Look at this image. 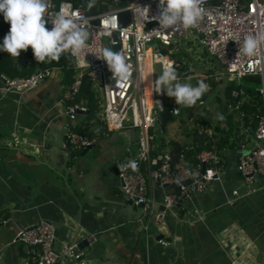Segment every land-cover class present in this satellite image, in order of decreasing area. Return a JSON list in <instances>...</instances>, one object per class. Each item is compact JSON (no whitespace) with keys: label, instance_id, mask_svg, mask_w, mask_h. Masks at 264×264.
Wrapping results in <instances>:
<instances>
[{"label":"crops","instance_id":"1","mask_svg":"<svg viewBox=\"0 0 264 264\" xmlns=\"http://www.w3.org/2000/svg\"><path fill=\"white\" fill-rule=\"evenodd\" d=\"M62 75L53 69L23 93L4 90L0 79V264L31 263L14 238L40 219L54 226L57 243L94 237L83 250L90 264H264V186L227 203L238 148L223 157L221 183L156 223L122 195L117 177L119 162L135 153L137 129L109 131L97 113L69 119ZM84 124L96 141L82 154L65 137ZM149 190L160 208L161 190L153 182Z\"/></svg>","mask_w":264,"mask_h":264},{"label":"built area","instance_id":"2","mask_svg":"<svg viewBox=\"0 0 264 264\" xmlns=\"http://www.w3.org/2000/svg\"><path fill=\"white\" fill-rule=\"evenodd\" d=\"M123 1L125 4H122ZM103 5L107 6V11L87 14L74 2L61 0L55 4L53 0H49L48 14H55L63 7L66 14L74 13L86 20L91 34L88 47L79 61L69 55L74 78L63 97L69 101L65 110L69 119L74 121L78 114H84L88 110L85 99L75 100L82 77L87 76L91 91L101 98L97 116L106 129L111 131L132 127L138 131L135 153L119 162L117 177L122 195L138 205L143 215H152L158 223L168 213L178 217L184 199L207 191L223 179L224 156L218 155L215 150L201 151L196 156L199 162L197 166H190L183 152L173 162L167 143L157 155H152L156 146L152 142L154 136L151 130L157 125L160 127V114L166 110V101L154 96V65L157 64L160 71L165 65L175 69L176 59L172 55L179 51H183L184 60L193 64L194 69L204 72V78L212 76L218 81L223 72L236 79L245 75L262 77L263 85L258 89L262 96V111L253 115L247 126L240 129L243 138L238 141L239 154L235 161V171L243 178V183L231 187L227 203L233 205L240 197L254 194L263 187L264 47L252 57L239 54V51L240 43H243L246 35H255L264 29V0H204V16L198 26L174 31H156L160 25L152 17L159 15V0H104ZM144 7L149 9V19L142 10ZM123 12L129 13L128 22L124 25L119 17ZM106 14H112L118 24V28L110 34H107L110 25ZM46 26L49 30L53 27L51 23ZM105 47L122 51L127 62L132 65V76L128 82L117 84L107 62L99 58L100 50ZM215 68L221 71L208 72ZM53 69L60 67L36 68L28 76L9 77L2 74L0 79L4 90L23 93L46 80ZM192 75L188 78L193 77ZM205 83L209 86L208 82ZM210 90L212 89L209 86ZM243 94V89L232 91L234 98ZM170 100V113L178 116L182 106L175 99ZM203 105L204 101L199 100L195 106ZM252 123L256 124L255 128H252ZM162 138L168 142L166 135ZM95 141L96 138L73 130L68 131L65 137V142L73 149L90 148ZM131 160L137 162L138 170L128 168L122 171L120 165ZM202 165L205 166L203 172ZM189 178L192 181L184 184ZM150 182L163 194L160 208L154 210ZM14 242L22 243L30 249V264H90L76 242L57 243L56 230L45 219L19 231ZM157 242L164 246L169 245L162 238L157 239Z\"/></svg>","mask_w":264,"mask_h":264},{"label":"clouds","instance_id":"3","mask_svg":"<svg viewBox=\"0 0 264 264\" xmlns=\"http://www.w3.org/2000/svg\"><path fill=\"white\" fill-rule=\"evenodd\" d=\"M203 3L204 0H159V15L152 17L160 25L156 31L168 29L174 31L181 28L187 30L197 27L204 16ZM96 4L97 0H87L88 11H91ZM48 9L49 0H0V13H3L5 22L11 25L3 45H0V50L9 53L12 57H19L22 50L27 51L31 47L39 63L58 61L62 54H69L79 61L88 47L91 35L87 21L74 13L66 14L63 7L55 14H48ZM142 10L149 19V9L144 7ZM106 15L110 25L107 34H110L112 30L118 28V24L112 14ZM48 23L53 25L51 30L46 26ZM262 47H264V29L255 35H246L243 43H240L239 54L252 57L257 55ZM100 53L99 58L107 62L117 84L131 79L132 65L127 62L122 51L105 47ZM152 84L155 92H166L169 97L175 98L178 105L184 107L195 106L209 90V86L203 80H199L195 86L191 82H179L177 72L168 65L163 67ZM215 119L223 121L225 117L217 113ZM120 168L122 171L128 168L137 171L138 164L131 160L127 164L120 165Z\"/></svg>","mask_w":264,"mask_h":264},{"label":"trees","instance_id":"4","mask_svg":"<svg viewBox=\"0 0 264 264\" xmlns=\"http://www.w3.org/2000/svg\"><path fill=\"white\" fill-rule=\"evenodd\" d=\"M57 4L61 0H53ZM80 6L87 14H96L102 10L103 1L97 0L96 6L88 11L87 0H68ZM11 25L5 22L4 16L0 14V45H3L5 36L9 33ZM54 66L60 67L63 72L62 81L70 85L74 78L72 69V61L69 54H62L58 61L39 63L36 61L31 47L27 51H21L19 57H12L9 53L0 50V75L5 74L9 77L28 76L36 68H52ZM194 65L190 64L188 60H184V55L178 56L176 59L175 71L183 80H188L190 75L194 72ZM249 78L257 82L260 81L259 75H245L241 78ZM240 78V79H241ZM195 80V79H194ZM195 80V85L197 84ZM215 83L210 81V88L213 90ZM235 89H243L244 94L236 98L232 97V91ZM256 87L251 85H244L231 80L226 83L221 96H215L214 107L204 108V114L195 115L192 112L193 107H181L180 114L173 116L169 121L178 120L183 121V116L190 120L191 126L183 129V140H168L165 142L160 138L152 155L159 153L162 147L166 144L170 147L172 160L175 162L180 153H184L190 166H197L199 164L196 156L203 150H215L218 155L224 156L228 150L238 148V141L243 138L240 134V129L247 126L253 115L262 111V96L256 90ZM209 91V90H208ZM206 94V93H205ZM85 99L87 105V112L84 113L85 118L90 119L96 117L99 110L100 99L94 95L90 88V80L87 76L82 77V82L79 92L75 100ZM204 101V99H201ZM236 105L238 107H236ZM171 103L166 101L165 109H170ZM204 107V106H202ZM217 113L223 114L225 119L223 121L215 119ZM167 121V123L169 122ZM166 123V124H167ZM166 124L160 129L166 132ZM255 128L256 124H251ZM90 126L84 124L78 131L83 135L92 136L93 131H89ZM208 131L210 133H208ZM86 135V136H87Z\"/></svg>","mask_w":264,"mask_h":264},{"label":"rangeland","instance_id":"5","mask_svg":"<svg viewBox=\"0 0 264 264\" xmlns=\"http://www.w3.org/2000/svg\"><path fill=\"white\" fill-rule=\"evenodd\" d=\"M183 51H179V52H176L172 55V57H174L175 59H177L178 56H181V54L183 55L182 53ZM154 71L156 72V74L154 75V78L155 80L158 78L159 74L161 73L160 71V68L157 64L154 65ZM221 70H218V68H215L213 70H208V72L210 73H216V72H220ZM203 73L201 70H197L195 69L194 72H193V77H191L190 79L188 80H179V82L181 83H185V82H191L194 86H195V80L199 81V80H203L204 82H208L209 86H210V81L213 80L214 83H215V86H214V89L213 90H210L211 92L209 94H205L201 99H204V107L202 106H195L193 107L192 109V112L197 115V114H200V115H203L204 114V108H213L214 107V98L215 96H221L220 92H222L224 86L226 85V83L228 81H231V80H236V82L238 83H242L244 85H251L253 87H256L258 90L262 85H263V81H262V77H260V81L257 82L255 80H251L249 78H231L228 74L226 73H222V78H220V80L216 81L212 76L209 77V78H204L203 77ZM228 78H231V79H228ZM195 79V80H194ZM154 91H155V88H154ZM154 96L156 98H161L162 100L164 101H171L170 99H175L174 97H169L166 92L164 93H157V92H154ZM99 98V97H98ZM100 101H101V98H99ZM197 105V103H196ZM186 127H190L191 126V123H190V120L186 117V113L184 114L183 116V121L180 122L178 121L177 119L176 120H172V121H169L167 124H166V132H162L160 127H157L154 129V130H151V133L153 134L154 138H153V144L156 145L158 144V141L160 140V138L163 137V135H167L168 137H170V131L173 133V136L174 137H178L179 138H183V134H182V131L183 129ZM223 172L225 173V168H223ZM224 176V175H223ZM234 179L232 180L231 179V176H228L226 178L228 183L231 184L230 186H233L234 184H239V183H243V178L240 177L237 172L235 171V174H234ZM225 178V176H224Z\"/></svg>","mask_w":264,"mask_h":264},{"label":"water","instance_id":"6","mask_svg":"<svg viewBox=\"0 0 264 264\" xmlns=\"http://www.w3.org/2000/svg\"><path fill=\"white\" fill-rule=\"evenodd\" d=\"M122 4H125V1H123ZM102 10H103V11H107V6H106V5H103V6H102ZM119 17H120V19H121L122 24L124 25V24H126V23L128 22L129 13H128V12H123V13L120 14ZM210 92H211V91H208L206 94H209ZM172 117H173V116L171 115L169 109L163 111V112L160 114V118H161V127L163 128L164 125L167 123V121H169ZM86 151H87V149H84V150L82 151V154H85ZM238 154H239V152H238ZM204 169H205V166L202 165V167H201V171L203 172ZM191 181H192V178H189L188 180L184 181L183 183H184V184H189ZM94 241H95V238H94V237H92V236H88V237H86V238H84V239L78 241L77 246H78L79 249L84 250V249H86L87 247H89V245L93 244ZM178 262H180V261H178Z\"/></svg>","mask_w":264,"mask_h":264}]
</instances>
